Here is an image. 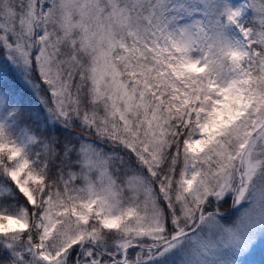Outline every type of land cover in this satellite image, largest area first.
I'll use <instances>...</instances> for the list:
<instances>
[{"label":"snow or ice","instance_id":"snow-or-ice-1","mask_svg":"<svg viewBox=\"0 0 264 264\" xmlns=\"http://www.w3.org/2000/svg\"><path fill=\"white\" fill-rule=\"evenodd\" d=\"M0 264H264V0H0Z\"/></svg>","mask_w":264,"mask_h":264},{"label":"trees","instance_id":"trees-1","mask_svg":"<svg viewBox=\"0 0 264 264\" xmlns=\"http://www.w3.org/2000/svg\"><path fill=\"white\" fill-rule=\"evenodd\" d=\"M25 95L27 96V94H25ZM30 103L34 105V104L36 103L35 99H32V100L30 101Z\"/></svg>","mask_w":264,"mask_h":264},{"label":"rangeland","instance_id":"rangeland-1","mask_svg":"<svg viewBox=\"0 0 264 264\" xmlns=\"http://www.w3.org/2000/svg\"><path fill=\"white\" fill-rule=\"evenodd\" d=\"M259 255V253L257 254V256Z\"/></svg>","mask_w":264,"mask_h":264}]
</instances>
